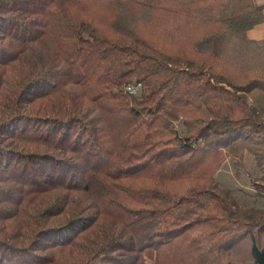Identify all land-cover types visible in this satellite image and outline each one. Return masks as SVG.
<instances>
[{"label":"trees","instance_id":"trees-1","mask_svg":"<svg viewBox=\"0 0 264 264\" xmlns=\"http://www.w3.org/2000/svg\"><path fill=\"white\" fill-rule=\"evenodd\" d=\"M255 0H0V264H264ZM140 84L137 93L127 91Z\"/></svg>","mask_w":264,"mask_h":264},{"label":"rangeland","instance_id":"rangeland-1","mask_svg":"<svg viewBox=\"0 0 264 264\" xmlns=\"http://www.w3.org/2000/svg\"><path fill=\"white\" fill-rule=\"evenodd\" d=\"M259 172V167L251 157L244 160L241 167L237 160L229 158L216 176L219 185L233 192L239 203L264 207V195H260L251 186L250 177Z\"/></svg>","mask_w":264,"mask_h":264},{"label":"crops","instance_id":"crops-1","mask_svg":"<svg viewBox=\"0 0 264 264\" xmlns=\"http://www.w3.org/2000/svg\"><path fill=\"white\" fill-rule=\"evenodd\" d=\"M257 5L264 7V0H255ZM248 37L252 40L261 41L264 40V21L248 32ZM260 207V206H258ZM264 208V207H262Z\"/></svg>","mask_w":264,"mask_h":264},{"label":"built area","instance_id":"built-area-1","mask_svg":"<svg viewBox=\"0 0 264 264\" xmlns=\"http://www.w3.org/2000/svg\"><path fill=\"white\" fill-rule=\"evenodd\" d=\"M140 88H141L140 84H138V85H130V86L127 87V91H129L131 93H137V92H139Z\"/></svg>","mask_w":264,"mask_h":264}]
</instances>
